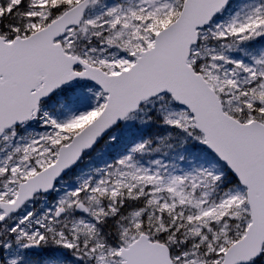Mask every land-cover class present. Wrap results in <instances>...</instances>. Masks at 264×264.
Listing matches in <instances>:
<instances>
[{
    "label": "snow or ice",
    "instance_id": "snow-or-ice-1",
    "mask_svg": "<svg viewBox=\"0 0 264 264\" xmlns=\"http://www.w3.org/2000/svg\"><path fill=\"white\" fill-rule=\"evenodd\" d=\"M0 264H264V0H0Z\"/></svg>",
    "mask_w": 264,
    "mask_h": 264
}]
</instances>
